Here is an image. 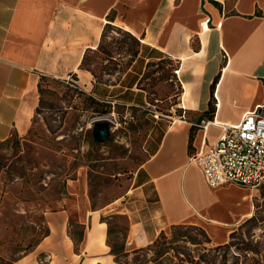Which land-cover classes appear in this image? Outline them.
I'll list each match as a JSON object with an SVG mask.
<instances>
[{
  "label": "crops",
  "instance_id": "1",
  "mask_svg": "<svg viewBox=\"0 0 264 264\" xmlns=\"http://www.w3.org/2000/svg\"><path fill=\"white\" fill-rule=\"evenodd\" d=\"M119 29L138 39V54L119 78L99 81L81 66L84 55ZM166 59L181 86L178 107L190 118L154 122L145 160L106 205L93 207L84 167L66 181L62 208L44 213L49 235L37 253L46 264H124L109 239L113 216L128 222L125 253L174 225L225 244L252 216L245 186L211 187L193 158L217 142L221 124H238L250 110L264 114V0H0V144L34 126L42 77L70 78L72 88L112 106L147 108L142 79L150 63ZM72 199L80 234L70 224ZM31 260L33 253L15 264Z\"/></svg>",
  "mask_w": 264,
  "mask_h": 264
},
{
  "label": "rangeland",
  "instance_id": "2",
  "mask_svg": "<svg viewBox=\"0 0 264 264\" xmlns=\"http://www.w3.org/2000/svg\"><path fill=\"white\" fill-rule=\"evenodd\" d=\"M136 50L139 46L121 30L108 32L102 51L93 55L96 79L119 78L136 58ZM174 68L170 59L154 62L141 82L148 101L162 114L159 119L147 108L120 104L111 105L110 112H97L103 106L91 96L78 94L60 80L46 81L30 132L13 134L0 144V264H15L31 253L33 260L27 264H46V256L37 253L39 241L49 235L50 218L44 213L62 208L65 183L75 178L80 168L88 173L93 207H102L125 193L134 171L145 160L143 147L154 122L190 118L178 107L181 86ZM99 124H105L103 136L98 134ZM246 189L255 218L237 227L231 248L214 250L218 245L205 231L183 226L175 232L171 228L154 243L126 254L122 248L128 227L124 216L109 219V239L119 259L127 264H195L200 255L205 264L214 258L215 264H234L240 247L247 252L246 256L242 253L241 262L258 264L262 260L264 264V183ZM69 203L70 224L80 234L75 201ZM56 236L53 231L52 237Z\"/></svg>",
  "mask_w": 264,
  "mask_h": 264
},
{
  "label": "built area",
  "instance_id": "3",
  "mask_svg": "<svg viewBox=\"0 0 264 264\" xmlns=\"http://www.w3.org/2000/svg\"><path fill=\"white\" fill-rule=\"evenodd\" d=\"M66 83L74 87L71 79ZM147 109L159 119L153 105ZM217 142L203 148L193 158L211 187L234 183L255 188L264 183V114L258 109L246 112L240 123L221 124Z\"/></svg>",
  "mask_w": 264,
  "mask_h": 264
},
{
  "label": "trees",
  "instance_id": "4",
  "mask_svg": "<svg viewBox=\"0 0 264 264\" xmlns=\"http://www.w3.org/2000/svg\"><path fill=\"white\" fill-rule=\"evenodd\" d=\"M119 30H121L122 32H124L125 34H127L128 36H130V38L134 41V43H136L138 46H139V44H140V42L138 41V39L135 37V36H133L131 33H129L128 31H124V30H122V29H119ZM107 35V34H106ZM106 35H105V33H104V36H103V38H102V42H101V44H100V46L98 47V49L97 50H89L88 52H86V54L84 55V58H83V61H82V64H81V66L82 67H84V68H86V69H88V70H90L91 72H92V74L94 75V77L95 78H98L97 76H98V74H97V71H96V69L95 68H93L92 67V64H93V62H94V59H93V55H95V54H98V53H100L101 51H102V43H103V41H104V39L106 38ZM138 51L139 50H136L135 51V54H137L138 53ZM165 60H161L160 62H164ZM151 64H153V63H150V65ZM104 70H106V67H104L103 68ZM145 76V75H144ZM48 79H50V78H47V77H42V79H41V81H40V84H39V87H40V93H41V102H42V95H43V93H44V91H45V83H46V81L48 80ZM100 81V80H99ZM69 84H66V86L67 87H69V88H71V89H73L75 92H77L78 94H82V92L81 91H79L78 89H74V88H72V86L70 87V85L68 86ZM92 99H94L93 97H92ZM95 100V99H94ZM95 102L97 103V105H101V106H103V109H97L96 111L97 112H110L111 111V105L109 104H107V103H104V102H99V101H97V100H95ZM41 105V104H40ZM39 110V109H38ZM255 218V216L253 215V216H251L250 218H248L243 224H241L240 225V227H242L244 224H247V223H249L251 220H253ZM187 227V228H198V227H196V226H191V225H174V226H172V230H173V232H175L178 228H180V227ZM198 229H200V228H198ZM201 230V229H200ZM164 233V232H163ZM163 233H161V235L163 234ZM238 233H237V231H233L232 233H231V236H230V238L232 239L231 241H229V242H227V243H225V244H219L218 246H216L215 248H214V250H220V249H228V248H231V246L233 245V244H235L234 243V238L236 237V235H237ZM160 235V236H161ZM159 236V237H160ZM158 237V238H159ZM158 240V239H157ZM156 241V240H155ZM154 241V242H155ZM153 242V243H154ZM240 249V252L238 251V253L236 254V261H235V263L234 264H244L243 263V261L241 262V257H242V253L243 252H245V248L244 247H240L239 248ZM248 249H251V251L253 252H255V248H248ZM139 250V249H138ZM112 251L116 254V259L118 260V261H120V262H122V263H124V264H127V263H125L124 261H122L121 259H119V252H118V250H116V248L115 247H112ZM137 251V250H136ZM246 253L247 252H245V255L244 256H246ZM127 254V253H126ZM202 257V258H201ZM214 258V257H213ZM214 260H215V258L214 259H208V264H215V262H214ZM194 260H192L191 262H193ZM223 264H224V262H222ZM195 264H205V260L203 259V256L202 255H200V258H198V260L197 261H195ZM258 264H263V262H262V260H259V263Z\"/></svg>",
  "mask_w": 264,
  "mask_h": 264
},
{
  "label": "water",
  "instance_id": "5",
  "mask_svg": "<svg viewBox=\"0 0 264 264\" xmlns=\"http://www.w3.org/2000/svg\"><path fill=\"white\" fill-rule=\"evenodd\" d=\"M104 130H105V124H99V130H98L99 136H103Z\"/></svg>",
  "mask_w": 264,
  "mask_h": 264
}]
</instances>
